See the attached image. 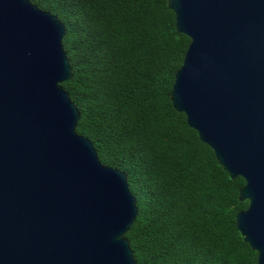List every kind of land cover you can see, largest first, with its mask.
Masks as SVG:
<instances>
[{
    "label": "water",
    "instance_id": "water-1",
    "mask_svg": "<svg viewBox=\"0 0 264 264\" xmlns=\"http://www.w3.org/2000/svg\"><path fill=\"white\" fill-rule=\"evenodd\" d=\"M190 38L171 100L232 178L264 264V0H168ZM66 25L31 0H0V264H139L126 233L128 175L77 132L63 87Z\"/></svg>",
    "mask_w": 264,
    "mask_h": 264
},
{
    "label": "trees",
    "instance_id": "trees-1",
    "mask_svg": "<svg viewBox=\"0 0 264 264\" xmlns=\"http://www.w3.org/2000/svg\"><path fill=\"white\" fill-rule=\"evenodd\" d=\"M66 25L77 132L128 175L138 215L126 237L139 264H257L237 227L245 185L175 109L190 38L168 0H31Z\"/></svg>",
    "mask_w": 264,
    "mask_h": 264
}]
</instances>
